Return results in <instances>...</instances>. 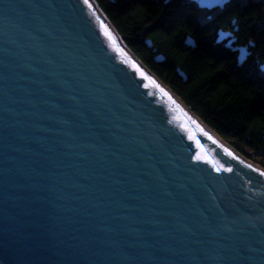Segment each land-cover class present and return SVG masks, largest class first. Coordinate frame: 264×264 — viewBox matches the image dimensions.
Returning a JSON list of instances; mask_svg holds the SVG:
<instances>
[{"label": "water", "instance_id": "water-1", "mask_svg": "<svg viewBox=\"0 0 264 264\" xmlns=\"http://www.w3.org/2000/svg\"><path fill=\"white\" fill-rule=\"evenodd\" d=\"M262 173L94 0H0V264H264Z\"/></svg>", "mask_w": 264, "mask_h": 264}, {"label": "trees", "instance_id": "trees-1", "mask_svg": "<svg viewBox=\"0 0 264 264\" xmlns=\"http://www.w3.org/2000/svg\"><path fill=\"white\" fill-rule=\"evenodd\" d=\"M94 1L146 69L220 139L264 168V76L255 83L239 77L236 59L216 43L222 32L236 46L255 44L264 64L263 3L237 0L210 11L189 0ZM187 39L194 45L186 46Z\"/></svg>", "mask_w": 264, "mask_h": 264}, {"label": "flooded vegetation", "instance_id": "flooded-vegetation-1", "mask_svg": "<svg viewBox=\"0 0 264 264\" xmlns=\"http://www.w3.org/2000/svg\"><path fill=\"white\" fill-rule=\"evenodd\" d=\"M247 1H251L253 3H263L264 4V0H247ZM235 44H236V39L233 38V35L229 34V38L218 45H221L223 48L229 50L231 52V55L236 59L237 64H238L237 71L239 69L238 73L240 74L239 77L247 78L250 82L255 83L257 80L256 79L257 75L264 76V69H262L264 67V64H260L261 56L257 51L256 45L251 44L250 47L242 48V47L236 46ZM240 49L244 50V60L242 61V63L238 62V56H239ZM257 65L260 66V71L258 72L255 70V67ZM247 66H249L248 69H246ZM250 68L253 70H251Z\"/></svg>", "mask_w": 264, "mask_h": 264}, {"label": "bare ground", "instance_id": "bare-ground-1", "mask_svg": "<svg viewBox=\"0 0 264 264\" xmlns=\"http://www.w3.org/2000/svg\"><path fill=\"white\" fill-rule=\"evenodd\" d=\"M95 2V1H94ZM96 3V2H95ZM233 4V3H232ZM97 5V4H96ZM98 7V6H97ZM226 7V6H225ZM224 7V8H225ZM99 8V7H98ZM219 33V32H218ZM222 33V32H221ZM191 40V39H190ZM159 80V79H158ZM213 132V131H212ZM214 133V132H213ZM215 134V133H214ZM222 140V139H221ZM223 141V140H222ZM225 142V141H224ZM226 143V142H225ZM227 144V143H226ZM250 162H252V161H250ZM252 163H254V162H252ZM257 165V164H256ZM259 166V165H258Z\"/></svg>", "mask_w": 264, "mask_h": 264}, {"label": "rangeland", "instance_id": "rangeland-1", "mask_svg": "<svg viewBox=\"0 0 264 264\" xmlns=\"http://www.w3.org/2000/svg\"><path fill=\"white\" fill-rule=\"evenodd\" d=\"M191 3H193L191 0H190ZM195 4V3H194ZM196 5V4H195ZM197 7V6H196ZM203 10V9H202ZM215 10H219V9H215ZM210 11H214V10H210ZM255 164V163H254Z\"/></svg>", "mask_w": 264, "mask_h": 264}, {"label": "snow or ice", "instance_id": "snow-or-ice-1", "mask_svg": "<svg viewBox=\"0 0 264 264\" xmlns=\"http://www.w3.org/2000/svg\"><path fill=\"white\" fill-rule=\"evenodd\" d=\"M85 2H87V0H85ZM262 175H264V173H262Z\"/></svg>", "mask_w": 264, "mask_h": 264}]
</instances>
